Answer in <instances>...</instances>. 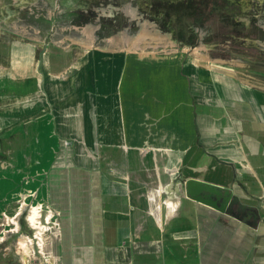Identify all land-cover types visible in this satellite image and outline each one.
<instances>
[{
	"label": "crops",
	"instance_id": "crops-1",
	"mask_svg": "<svg viewBox=\"0 0 264 264\" xmlns=\"http://www.w3.org/2000/svg\"><path fill=\"white\" fill-rule=\"evenodd\" d=\"M6 27L0 25V155L3 129L26 127V153H15L33 163L26 175L44 176L50 169L35 167L47 159L39 137L59 140L55 159L91 178L78 180L89 184V198L81 189L77 198L78 207L92 209L81 221L102 224L98 235L90 232L103 250L96 261L264 264V90L217 73L180 75L174 53L120 45L93 47L68 70L66 45L52 52L37 40L5 39ZM174 160L178 168L187 162V178L231 191L251 219L213 207L174 214L184 197L174 186ZM19 175L0 168V215Z\"/></svg>",
	"mask_w": 264,
	"mask_h": 264
},
{
	"label": "rangeland",
	"instance_id": "rangeland-1",
	"mask_svg": "<svg viewBox=\"0 0 264 264\" xmlns=\"http://www.w3.org/2000/svg\"><path fill=\"white\" fill-rule=\"evenodd\" d=\"M69 1L72 0H61V4L60 0H0V25L13 29L8 31L6 27L4 38L37 40L42 50L49 47L52 52L56 44L66 45L68 70L75 58L88 56L93 47L113 50L117 49L114 45H120L156 55L174 53V68L180 75L191 69L195 73L204 71V76L217 73L228 82L234 80L264 90V2L77 0L70 6L65 4V9L64 3ZM26 131V127L3 129L0 168L7 172L13 169L22 175L14 178L15 190L10 198L13 201L2 208L0 215V264H56L54 258L58 264H100L96 257L103 250L100 244L96 246L90 232L97 230L98 235L102 224L95 225V229L93 224L81 221L86 220L92 209L78 207L77 198L80 189L85 190L82 196L89 198V184L79 187L78 180L82 178L84 183L91 178L80 175L77 165H65L55 159L54 148L59 140L55 143L51 137L41 138L37 129L33 138L36 143L38 137L40 143H45L47 159L35 167L50 169V174L26 175L31 161L19 159L15 153L16 148L19 157L26 153ZM12 136L19 137L15 141ZM70 142L66 138L63 144L69 148ZM176 163L174 160V167L178 168ZM177 168L174 186L184 191V197L174 214L182 217L210 211V206L192 202L185 194V179L192 176L187 162ZM177 198L174 197L175 206ZM33 209L37 216L34 223ZM221 214L228 213L221 211ZM7 215L12 217L9 220L14 228L6 223ZM46 217L47 222L41 224ZM241 217L251 219L247 212H242ZM28 224L34 229L35 240Z\"/></svg>",
	"mask_w": 264,
	"mask_h": 264
},
{
	"label": "water",
	"instance_id": "water-1",
	"mask_svg": "<svg viewBox=\"0 0 264 264\" xmlns=\"http://www.w3.org/2000/svg\"><path fill=\"white\" fill-rule=\"evenodd\" d=\"M251 1L258 3L264 2V0ZM184 184L186 196L193 199L194 201L201 202L219 211L232 214L237 218H242L241 213L244 211H249L254 214L246 205L240 203L239 199L229 190L221 189L195 178H186ZM201 193H203L205 197H202ZM220 199L225 203V205L224 203L220 205L217 203V201Z\"/></svg>",
	"mask_w": 264,
	"mask_h": 264
},
{
	"label": "flooded vegetation",
	"instance_id": "flooded-vegetation-1",
	"mask_svg": "<svg viewBox=\"0 0 264 264\" xmlns=\"http://www.w3.org/2000/svg\"><path fill=\"white\" fill-rule=\"evenodd\" d=\"M59 1V0H58ZM65 1H68V0H65ZM73 1L74 2H76L77 0H72L71 2L69 1V2H67V3H64V8H65V4H66V6H70V5H72V3H73ZM60 4H61V0H60ZM68 4V5H67ZM81 9H79L80 11L82 10V7H80ZM66 9V8H65ZM85 10H87V8L85 9ZM201 196L202 197H205V195L203 194V193H201ZM217 203L220 205V204H222V203H224V202H222V200L220 199V200H218L217 201ZM224 205H225V203H224ZM235 213H238V212H235ZM238 214H240V213H238ZM232 215V214H231Z\"/></svg>",
	"mask_w": 264,
	"mask_h": 264
},
{
	"label": "bare ground",
	"instance_id": "bare-ground-1",
	"mask_svg": "<svg viewBox=\"0 0 264 264\" xmlns=\"http://www.w3.org/2000/svg\"><path fill=\"white\" fill-rule=\"evenodd\" d=\"M173 201H174V200H173ZM173 203H174V202H173ZM173 203L169 202V204H171V205H172ZM173 206H174V205H173ZM35 212H36L35 209H33L32 212H31V213H32V214H31V215H32V216H31V220H32L33 223H34L33 220H35L34 218L37 217V216H35ZM47 220H48V218L46 217L44 220L41 221V224L44 225V223H46ZM43 225H42V226H43Z\"/></svg>",
	"mask_w": 264,
	"mask_h": 264
}]
</instances>
